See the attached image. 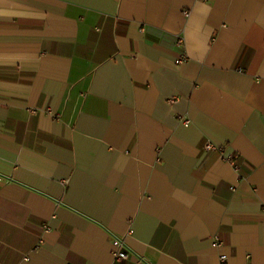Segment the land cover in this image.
Instances as JSON below:
<instances>
[{
	"label": "crops",
	"instance_id": "crops-1",
	"mask_svg": "<svg viewBox=\"0 0 264 264\" xmlns=\"http://www.w3.org/2000/svg\"><path fill=\"white\" fill-rule=\"evenodd\" d=\"M0 175V264H264V0H0Z\"/></svg>",
	"mask_w": 264,
	"mask_h": 264
},
{
	"label": "built area",
	"instance_id": "built-area-1",
	"mask_svg": "<svg viewBox=\"0 0 264 264\" xmlns=\"http://www.w3.org/2000/svg\"><path fill=\"white\" fill-rule=\"evenodd\" d=\"M182 40H183L182 38H179V41H178V44L179 45H182V43H183ZM183 60H185V56L184 55H182L176 62H177V64H180V63L183 62ZM184 123H185V125H188L189 124L187 120H185ZM204 149L206 151H209V152H211V151H217V152L219 151V152H222V149L220 147H217V146L213 145L210 142H208V143H206L204 145ZM0 181H2V176L1 175H0ZM118 245H119V249H117L115 251V253H114L115 259H123V260H126L128 258V256H129V254L125 251L124 244L122 242H118ZM225 259H226V256L225 255H221L220 256V260L221 261H224Z\"/></svg>",
	"mask_w": 264,
	"mask_h": 264
}]
</instances>
